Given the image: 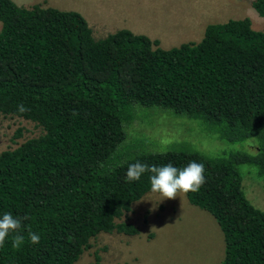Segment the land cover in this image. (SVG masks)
<instances>
[{
  "label": "trees",
  "instance_id": "1",
  "mask_svg": "<svg viewBox=\"0 0 264 264\" xmlns=\"http://www.w3.org/2000/svg\"><path fill=\"white\" fill-rule=\"evenodd\" d=\"M251 6L264 19V0ZM0 24V115L42 129L0 153V218L19 219L24 237L19 248L15 233L6 238L0 264H75L100 233L136 236L126 215L151 192L150 173L125 182L136 161L202 163L206 182L185 197L218 224L220 264H264V211L246 198L238 170L247 164L264 178V29L228 20L208 25L198 43L164 50L127 30L96 40L78 13L12 0H0ZM135 106L201 120L228 143L252 141V153L137 150L127 133Z\"/></svg>",
  "mask_w": 264,
  "mask_h": 264
},
{
  "label": "rangeland",
  "instance_id": "2",
  "mask_svg": "<svg viewBox=\"0 0 264 264\" xmlns=\"http://www.w3.org/2000/svg\"><path fill=\"white\" fill-rule=\"evenodd\" d=\"M25 1L26 4L35 2ZM56 1L64 10L85 5L83 0ZM244 1L219 2L220 8L229 4L225 6L228 13H219L213 22L218 24L246 18L254 31H262L264 19L253 10L251 1ZM176 25L179 35L185 25L182 18L170 26V36H174ZM187 29H190L189 25ZM103 36L95 35L94 38L98 40ZM135 110L138 117L128 127L127 133L128 141L137 150L163 152L182 144L209 157L229 152L252 153V141L228 143L201 120L159 108L135 106ZM18 132L20 135L16 136ZM41 134L42 129L35 123L0 115V153L15 149ZM123 145L116 156H122ZM238 170L246 198L255 208L264 211V178L259 176L255 167L247 164L240 165ZM126 216L137 228L136 236L100 233L90 240L91 248L75 264H220L224 258V240L218 224L209 213L190 205L185 195L161 202L158 194L149 192L132 205L131 212ZM95 255L99 257L97 263Z\"/></svg>",
  "mask_w": 264,
  "mask_h": 264
},
{
  "label": "crops",
  "instance_id": "3",
  "mask_svg": "<svg viewBox=\"0 0 264 264\" xmlns=\"http://www.w3.org/2000/svg\"><path fill=\"white\" fill-rule=\"evenodd\" d=\"M12 1L17 6L25 8L40 5L43 8L78 13L87 22L93 38L101 34L105 35L103 36L105 38L117 31L127 30L135 35H143L152 41H158L159 47L164 50L184 43H198L203 38L205 28L217 24L213 22L216 21L214 19L219 17V13H228L225 6H229L228 4L220 8L219 5V2L228 0H83L84 6L77 5L64 10L56 0H34L35 2L28 4L25 0ZM180 18L185 24L183 29L177 35L176 25L174 36H170V26L176 24ZM187 25L190 29H187ZM176 43H179L178 46L174 45Z\"/></svg>",
  "mask_w": 264,
  "mask_h": 264
},
{
  "label": "clouds",
  "instance_id": "4",
  "mask_svg": "<svg viewBox=\"0 0 264 264\" xmlns=\"http://www.w3.org/2000/svg\"><path fill=\"white\" fill-rule=\"evenodd\" d=\"M18 111L24 113L28 111L23 104L18 105ZM76 115V113H73ZM251 143V141H249ZM145 173H150V190L158 194L161 202L165 199H175L188 193L199 192L205 180V168L202 163L190 162L183 168H177L171 163L163 166H149L146 163L136 161L128 165L125 182L139 181ZM22 223L14 218L10 213H5L0 218V247L5 243L6 238L11 234L13 247L19 248L24 243V237L20 234ZM153 229H156L155 227ZM152 229V230H153ZM28 237L32 244L40 242V235L29 230Z\"/></svg>",
  "mask_w": 264,
  "mask_h": 264
}]
</instances>
